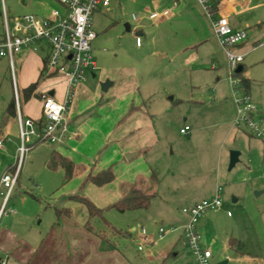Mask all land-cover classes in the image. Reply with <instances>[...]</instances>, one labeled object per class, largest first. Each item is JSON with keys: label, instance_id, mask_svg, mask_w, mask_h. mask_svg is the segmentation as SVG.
Segmentation results:
<instances>
[{"label": "rangeland", "instance_id": "rangeland-1", "mask_svg": "<svg viewBox=\"0 0 264 264\" xmlns=\"http://www.w3.org/2000/svg\"><path fill=\"white\" fill-rule=\"evenodd\" d=\"M175 1L178 7L169 16L150 18L152 12H162ZM3 2L11 27L16 18H44L55 8L61 10L57 0H0V38L5 32ZM216 16L209 17L198 0H111L108 8L93 13L97 37L91 47L98 67L92 80L100 78L101 66L112 59L136 67L140 90L161 136V143L148 154L158 195L147 208L124 211L108 206L114 199L101 206V215L90 218L84 204L69 198L76 192L88 196L85 189L80 191L81 184L75 187L74 180H64L61 168L52 170L46 164L57 142L32 137L0 220V242H4L0 257L24 254L26 248L38 246L52 224H59L60 216L85 212L95 229L105 230L122 250L136 259H146L145 264H183L191 253L181 236L189 217L183 208L213 196L221 186L223 207L205 211L197 223L202 245L212 250L211 264H264V136L238 118L226 54L214 35L212 18ZM137 33L142 39L139 47ZM263 52L264 45L258 46L245 59L254 76L249 101L259 111L252 120L262 134ZM8 59L0 56V178L15 170L22 141L17 115L11 126L1 122L2 112L15 94ZM232 78L237 79L235 75ZM237 87V94L245 93L240 84ZM20 90L18 99L23 107ZM185 125L191 127L187 134L180 132ZM231 150L240 151V155L229 169ZM1 191L7 195L4 187ZM3 204L0 197V210ZM230 237L241 240V251L228 246ZM160 250L178 255L163 261L148 257L150 251ZM33 254L32 250L28 256L31 261Z\"/></svg>", "mask_w": 264, "mask_h": 264}, {"label": "crops", "instance_id": "crops-1", "mask_svg": "<svg viewBox=\"0 0 264 264\" xmlns=\"http://www.w3.org/2000/svg\"><path fill=\"white\" fill-rule=\"evenodd\" d=\"M218 3L216 18L225 16L235 30L250 31L247 39L237 45V50L245 54L239 66L241 70L243 69V76L251 81L248 93L243 89L249 94L254 76L245 64V59L250 51L256 48L255 45L264 38V0H218ZM61 10L63 11L62 5ZM137 35L141 36V33ZM136 45L139 47L137 42ZM39 46L37 50L24 49L17 52L13 60L6 56L11 65V80L14 83L16 102V93L19 96L20 89L22 92L30 84L41 80L36 89L37 95L29 99L23 97L25 101L23 107L20 101V108L16 103V114L9 116L4 126L9 123L10 126L13 125L17 115L21 131L19 114L23 118L34 119L39 125L44 94L53 95L59 101L65 100L67 87L65 77L58 73L46 72L48 49L43 43H39ZM40 51L45 53L42 55ZM260 59L264 62V52L260 55ZM95 62V69L87 68L84 79L74 88L68 111L58 131L60 140L56 141L52 151H59L84 168L71 179L75 181V187L82 184L89 172L97 173L108 167L114 169L115 179L112 182L103 186L89 182L84 188L88 197L100 207L121 197L127 186H136L145 191L154 192V198L158 195V181L154 166L148 160V154L161 143V136L157 130L154 115L146 104L145 95L140 90L137 69L134 65L118 63L112 59L108 62L109 64L101 66L100 78L95 81L92 80V76H96L94 71L98 67L96 60ZM106 81H109L110 85L107 90H103L101 84ZM11 100L2 112L1 122ZM131 153L134 155L128 159L126 155ZM50 156L51 154L46 164ZM9 168L12 170L11 165ZM149 187H153L154 190H149ZM88 220V214L85 212H82L80 216H60L59 224H52L49 227L37 247L26 248L27 252L24 254L15 252L12 257L1 256L0 262L2 260L6 261L5 264H145L147 262L146 259L132 257V254L122 250L116 241L115 247H107L99 234L86 227ZM8 233L11 234L10 231ZM181 236H184L183 233ZM232 238L239 240L236 237H230L228 246L241 251L243 247L241 240H239L240 244L237 242L232 244ZM3 243V241L0 242V245ZM28 245L30 246L27 242L26 246L29 247ZM32 250L34 254L31 261L28 256ZM165 251H150L148 257L163 261L169 255H178V252ZM187 255L183 264L192 260V254L189 252ZM149 261L151 263L152 259Z\"/></svg>", "mask_w": 264, "mask_h": 264}, {"label": "built area", "instance_id": "built-area-1", "mask_svg": "<svg viewBox=\"0 0 264 264\" xmlns=\"http://www.w3.org/2000/svg\"><path fill=\"white\" fill-rule=\"evenodd\" d=\"M63 6V11L54 9L49 17L40 18L35 15H25L16 18L11 27L6 6L3 2L5 17V32L0 39V56H8L13 60L14 54L24 49L37 50L39 43H43L48 49L46 57V72L48 74H60L65 77L67 87L64 101L57 100L53 95L44 94L42 96V116L39 125L35 120L27 117L23 118L21 114V146L19 148L20 161L14 164L13 173L5 172L0 178V197H3L4 204L0 210V216L5 213V202L11 191L15 187L22 157L29 150L28 143L32 137L38 140H50L52 142L60 140L59 129L62 125L65 113L68 111L69 103L73 96L74 88L84 79V73L87 68L95 69L96 62L93 58L91 41L96 38L97 33L92 28V15L100 8H108L111 0H58ZM205 13L213 17L218 9V0H198ZM178 7L175 1L170 8L163 9L162 12H152L150 18L156 19L162 16H168ZM136 18L135 15L133 16ZM214 34L219 45L224 50L228 59V71L230 81L234 87L235 101L238 105V118L248 121L249 125L258 132L253 124L252 116L259 113L256 106L250 104L249 95L245 93L237 94L236 90L240 84L235 75L237 68L243 61L245 54L237 50V45L246 40L248 34L245 30H235L225 16L212 18ZM142 39L136 35V42L140 45ZM264 45V38L256 45ZM233 75L237 79L233 80ZM17 97V106L20 108V102ZM190 130L189 125L181 128L182 133ZM3 146V137L0 139V147ZM13 169V168H12ZM7 191L5 195L1 188ZM222 187L218 186L214 195L204 198L191 206L183 208L188 214V220L183 226V235L189 245L192 260L187 264H211L212 250L202 245V235L198 231L197 223L199 217L209 209H220L223 207L221 198ZM161 234L165 231L161 227ZM141 249V247H139ZM5 264V261H1Z\"/></svg>", "mask_w": 264, "mask_h": 264}, {"label": "trees", "instance_id": "trees-1", "mask_svg": "<svg viewBox=\"0 0 264 264\" xmlns=\"http://www.w3.org/2000/svg\"><path fill=\"white\" fill-rule=\"evenodd\" d=\"M235 75L238 77L242 88L247 92V90L249 89L251 85V81L245 76H243V69L240 71H236ZM40 80L41 79L30 84V86H28L27 88L23 89L22 96L25 99H29L31 96L37 95L36 89L40 83ZM16 109H17L16 98L13 97L8 107L6 108V111L3 114L2 125L6 123L9 116L16 114ZM40 122L41 120L38 121V124H40ZM47 166L50 169L61 168L64 172L65 181L71 180L75 175H77L79 172H81L84 169L81 165L76 164L70 158L63 155L57 150L52 151L50 159L48 160ZM114 179H115V173L112 167L105 168L97 173L89 172L80 186V191L83 190L86 184L89 182L94 183L97 186H103L105 184L112 182ZM154 195H155L154 192H148L143 189L137 188L136 186H131L130 188L125 190V192L121 195V197L116 199L113 203L109 204L108 206L115 207L121 211L147 208ZM69 198L79 201L80 203L84 204L89 212L90 218L95 217L97 215H101L102 213L103 208L96 205L88 196H85L79 192H76L74 194H70ZM57 211L61 213L63 209L61 210L58 209ZM86 227L90 230L95 231L97 234H99L102 240L104 241V244L107 247L116 246V243L112 239L111 235L108 234L105 230L95 229L89 220L86 223ZM234 242H237V244H240L239 240L232 238L231 243L233 244Z\"/></svg>", "mask_w": 264, "mask_h": 264}, {"label": "water", "instance_id": "water-1", "mask_svg": "<svg viewBox=\"0 0 264 264\" xmlns=\"http://www.w3.org/2000/svg\"><path fill=\"white\" fill-rule=\"evenodd\" d=\"M126 27H127V29H130L128 24H126ZM240 70H241V67L239 66L237 68V71H240ZM109 85H110V82L106 81V82L101 84V87L103 90H107ZM133 155H134V153H131V154L126 155V157L129 159ZM239 155H240V151H238V150H231L230 151L229 169H232L236 165V163L239 161ZM260 192L261 191H256V194H260ZM0 264H2V262H0Z\"/></svg>", "mask_w": 264, "mask_h": 264}]
</instances>
